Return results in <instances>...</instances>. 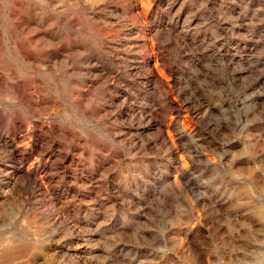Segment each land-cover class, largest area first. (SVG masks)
Wrapping results in <instances>:
<instances>
[{
	"label": "rangeland",
	"instance_id": "obj_1",
	"mask_svg": "<svg viewBox=\"0 0 264 264\" xmlns=\"http://www.w3.org/2000/svg\"><path fill=\"white\" fill-rule=\"evenodd\" d=\"M6 5L0 264H264V0Z\"/></svg>",
	"mask_w": 264,
	"mask_h": 264
},
{
	"label": "bare ground",
	"instance_id": "obj_2",
	"mask_svg": "<svg viewBox=\"0 0 264 264\" xmlns=\"http://www.w3.org/2000/svg\"><path fill=\"white\" fill-rule=\"evenodd\" d=\"M17 3V2H16ZM16 3H13V4H9L8 6L10 7V10H11V12H12V14H11V17H12V22H14L15 24H16V15L14 14L15 12H16V6L18 5V3H17V5H16ZM22 6V5H21ZM18 7V6H17ZM6 8H8L7 7V5H6V0H0V19L1 18H3L2 17V15H4V12H5V10H7ZM18 11V10H17ZM18 15V14H17ZM0 25H2L1 23H0ZM22 26V25H21ZM2 29V28H1ZM0 29V54H2L3 53V48H4V40H5V38L7 37V34H11V36H13V32H10V33H8L9 31L8 30H1ZM17 29H18V27H17ZM8 31V32H7ZM20 31V30H19ZM22 33V32H21ZM15 52H16V54H20V51H19V48H17L16 50H15ZM27 56V55H26ZM29 59V58H28ZM32 61V60H31ZM30 61V62H31Z\"/></svg>",
	"mask_w": 264,
	"mask_h": 264
}]
</instances>
